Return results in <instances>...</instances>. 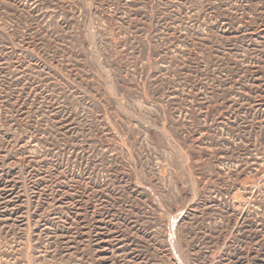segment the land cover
Masks as SVG:
<instances>
[{
	"label": "rangeland",
	"instance_id": "rangeland-1",
	"mask_svg": "<svg viewBox=\"0 0 264 264\" xmlns=\"http://www.w3.org/2000/svg\"><path fill=\"white\" fill-rule=\"evenodd\" d=\"M0 264H264V0H0Z\"/></svg>",
	"mask_w": 264,
	"mask_h": 264
}]
</instances>
